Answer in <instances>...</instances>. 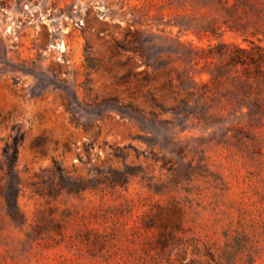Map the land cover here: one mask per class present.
I'll return each mask as SVG.
<instances>
[{"label": "rangeland", "instance_id": "rangeland-1", "mask_svg": "<svg viewBox=\"0 0 264 264\" xmlns=\"http://www.w3.org/2000/svg\"><path fill=\"white\" fill-rule=\"evenodd\" d=\"M210 2L0 0V264H264V118L172 25Z\"/></svg>", "mask_w": 264, "mask_h": 264}, {"label": "trees", "instance_id": "trees-1", "mask_svg": "<svg viewBox=\"0 0 264 264\" xmlns=\"http://www.w3.org/2000/svg\"><path fill=\"white\" fill-rule=\"evenodd\" d=\"M210 1L208 6L198 10L192 8L189 15L180 12L186 9L177 8V19L190 18L199 24L190 27L174 22L172 25L179 28V34H193L200 43H208L205 47H186L180 43L190 52L180 60L195 66L203 65L201 73L211 75L204 86L210 83L226 85L227 96L236 101L241 114L250 122L264 118V0ZM228 33L234 34L241 42L226 40ZM180 83L193 90L200 86L189 73ZM21 141V135L15 136L4 150V161H0V170H6L9 178L8 193L4 196L0 186V195L5 198L13 219L20 217L21 182L17 167Z\"/></svg>", "mask_w": 264, "mask_h": 264}]
</instances>
